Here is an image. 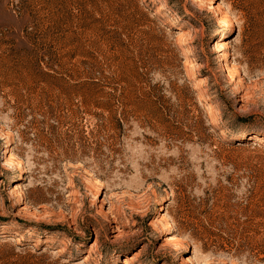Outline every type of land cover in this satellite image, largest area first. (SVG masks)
<instances>
[{"label": "rangeland", "instance_id": "374dc122", "mask_svg": "<svg viewBox=\"0 0 264 264\" xmlns=\"http://www.w3.org/2000/svg\"><path fill=\"white\" fill-rule=\"evenodd\" d=\"M183 258L264 264V0H0V264Z\"/></svg>", "mask_w": 264, "mask_h": 264}, {"label": "bare ground", "instance_id": "6f19581e", "mask_svg": "<svg viewBox=\"0 0 264 264\" xmlns=\"http://www.w3.org/2000/svg\"><path fill=\"white\" fill-rule=\"evenodd\" d=\"M234 29V23L229 21L227 23H225L222 28L217 32L216 34V38L218 39V43H217V48L218 49H225L228 47V42L226 41V36L227 34H229L232 30ZM218 63H220V60L218 61ZM247 140V141H256L259 142L261 141L260 138L256 137V135L251 134L248 137H245L243 134H241L239 137L237 136H232V138L230 139V141L232 143L235 142H241L242 140ZM11 146L9 145V143L6 146V149H9ZM9 151H5L4 153H8ZM7 161H11L9 160V158H7ZM17 168H18V174L15 177V179L13 181H18L21 180L23 178V174L24 171L22 169V167L20 166V163H17ZM161 210V209H160ZM94 247V244L91 245V248ZM127 261L130 262V260H132V258H126ZM84 261H87V258L84 259ZM187 261L186 258L182 259V263L184 264ZM123 264H126V260L123 262Z\"/></svg>", "mask_w": 264, "mask_h": 264}]
</instances>
